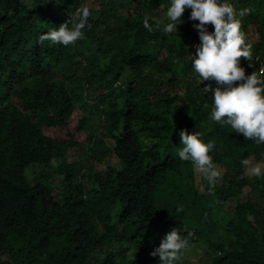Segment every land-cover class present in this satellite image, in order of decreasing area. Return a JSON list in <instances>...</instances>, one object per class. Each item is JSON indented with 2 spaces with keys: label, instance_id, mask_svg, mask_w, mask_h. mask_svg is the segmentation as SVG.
I'll return each instance as SVG.
<instances>
[{
  "label": "trees",
  "instance_id": "obj_1",
  "mask_svg": "<svg viewBox=\"0 0 264 264\" xmlns=\"http://www.w3.org/2000/svg\"><path fill=\"white\" fill-rule=\"evenodd\" d=\"M168 2L0 0V264H157L150 252L173 226L206 246L177 264H264V211L247 200L220 215L249 183L264 194V174L244 176L264 142L211 120L191 68L190 9L177 34L157 28ZM232 3L250 9L241 29L252 57L240 63L264 75V0ZM81 7L83 38L39 41ZM182 128L213 142L224 170L221 184L202 175L206 194L178 156ZM111 155L116 165L91 173ZM54 164L59 187L44 171L28 180Z\"/></svg>",
  "mask_w": 264,
  "mask_h": 264
},
{
  "label": "clouds",
  "instance_id": "obj_2",
  "mask_svg": "<svg viewBox=\"0 0 264 264\" xmlns=\"http://www.w3.org/2000/svg\"><path fill=\"white\" fill-rule=\"evenodd\" d=\"M186 8L190 9L188 19L194 21L192 27L197 30L199 39L194 45L195 52L190 53L191 68L200 92L210 97L211 120L230 125L235 132L257 143L264 142V75L256 71L246 74L239 60L241 56L247 60L252 57V46L245 42V33L241 29L242 18L250 9L235 7L232 0H169L166 22L157 24V28L165 34H177V25L183 23L182 14ZM89 15L87 7L69 13V18L59 26L40 34L39 41L63 45L75 43L84 37L83 29L88 24ZM149 19L146 14L143 24L151 32L154 29ZM209 25L213 26L211 30ZM178 135L179 158L191 161L210 183H214L219 173L209 154L213 142H205L198 130L189 132L182 128ZM254 171L259 175L261 170L257 167ZM188 243L180 229L173 226L150 255L158 257L157 264H177Z\"/></svg>",
  "mask_w": 264,
  "mask_h": 264
},
{
  "label": "rangeland",
  "instance_id": "obj_3",
  "mask_svg": "<svg viewBox=\"0 0 264 264\" xmlns=\"http://www.w3.org/2000/svg\"><path fill=\"white\" fill-rule=\"evenodd\" d=\"M91 2L93 0H90ZM120 2L126 3L127 0H119ZM24 4L26 6H30V2L31 0H23ZM157 20L160 22H165V12L163 10L158 12V17ZM188 43H190L191 45H195L197 44V38L195 36H192L189 38ZM92 113V109L91 108H86V114ZM77 157V152L75 150H71L68 152L67 154V160L68 161H74ZM110 165H116L117 164V160L115 158V156L111 155V157L108 158V160L106 159L104 162L102 163H97L94 161H91L90 163V167H91V173H97V172H102L106 169L108 163ZM214 169L219 173V175L215 178V183L217 184H221V178H222V174H223V168H219L217 166H214ZM257 167L260 168V174H264V157H262L261 159L258 160H254V159H249L244 163V176L248 179L253 178L254 176H257L258 174L255 173L254 169H256ZM40 171H44L47 175L50 176V182H52L55 186L59 187L60 185V177L57 174V168L54 165L48 167V168H44L41 166H34L33 168H29L26 171V175L29 181H33V178L35 177L36 174H38ZM194 172H195V185L198 189V191L200 193H204L206 194V190L204 187V181L202 179V175L203 173L199 172L196 168H194ZM251 201L252 203H254L258 208L262 209L264 211V194L260 193L258 190H256V188L253 186L252 183H249L247 186H245L242 189L241 194L234 199L229 200V203L227 206H225V208L221 211L220 215H222L223 213L227 216V212L228 215L230 214V212L233 210V207L235 205V203L237 201ZM189 243L187 245V247L185 249H183L181 251V255L182 257L185 259H197L198 257L201 256V254L203 253V251L205 250L206 246L203 243H199L195 238L188 240ZM151 245V244H150Z\"/></svg>",
  "mask_w": 264,
  "mask_h": 264
},
{
  "label": "built area",
  "instance_id": "obj_4",
  "mask_svg": "<svg viewBox=\"0 0 264 264\" xmlns=\"http://www.w3.org/2000/svg\"><path fill=\"white\" fill-rule=\"evenodd\" d=\"M209 82H211V83H212V81H209Z\"/></svg>",
  "mask_w": 264,
  "mask_h": 264
}]
</instances>
